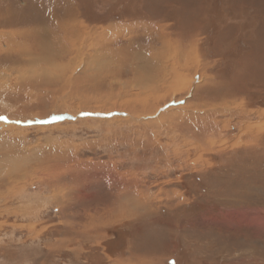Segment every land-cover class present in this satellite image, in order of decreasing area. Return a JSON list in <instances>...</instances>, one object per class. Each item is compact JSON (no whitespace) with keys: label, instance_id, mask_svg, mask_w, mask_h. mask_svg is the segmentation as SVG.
Instances as JSON below:
<instances>
[{"label":"rangeland","instance_id":"1","mask_svg":"<svg viewBox=\"0 0 264 264\" xmlns=\"http://www.w3.org/2000/svg\"><path fill=\"white\" fill-rule=\"evenodd\" d=\"M238 2L0 0V36L34 31L0 57V264H264V0Z\"/></svg>","mask_w":264,"mask_h":264},{"label":"bare ground","instance_id":"2","mask_svg":"<svg viewBox=\"0 0 264 264\" xmlns=\"http://www.w3.org/2000/svg\"><path fill=\"white\" fill-rule=\"evenodd\" d=\"M13 20H14L13 18L7 20L6 23H5V26L12 27V28L19 26L20 27L19 29L22 30V31L21 32H18V33L17 32L15 33V32H13V30H11V31H5L4 33H2V36H0V51H1L0 52V57L3 56L2 53H4L5 57H3V58L5 60H7L8 63L12 62L15 65L17 64L16 66H18V64L20 65L23 60L25 62H28L30 60L29 59H21L20 57H18V59L14 58V57H17V56H14L13 55V53H14L13 52L14 47L15 46L16 47H19L18 48L19 49L18 51L22 52L23 53V56H25L27 54H31V51H30L31 48H30V45H29V39L31 38V35L34 33V31H31V28L27 26V24H29V22H27L26 19L21 24V26H20V24H18V26H17L16 23ZM14 33L16 34V36H19L21 38V41H17L15 39L16 36L14 35ZM37 35H38V37L41 36L42 39L43 38L44 39H46V38L49 39V37L47 36V31L46 30L44 31V29H43L42 32L41 31H38L36 33V36ZM4 43H5V45H3ZM27 45H29V48H28ZM54 46L55 45L49 43V48L50 49H52V48L54 49L55 48ZM42 50L45 51V47ZM42 50H40V52H43ZM23 56H22V58H24ZM105 65L106 64H103V66H105ZM109 67H110V65H108L107 67H103V68H107L108 69ZM98 70H99V67H98ZM100 71H105V70L104 69H100Z\"/></svg>","mask_w":264,"mask_h":264},{"label":"crops","instance_id":"3","mask_svg":"<svg viewBox=\"0 0 264 264\" xmlns=\"http://www.w3.org/2000/svg\"><path fill=\"white\" fill-rule=\"evenodd\" d=\"M238 1H240V0H238ZM237 0H234V2H236L235 3V7H233V9H234V14H235V16L237 15L238 16V13H237V11H238V9H236V8H240V7H244V8H247L248 6L249 7H251V9H252V6H250V5H245V4H242V5H240V3L238 2ZM247 1H250V4H253L254 2H256V0H247ZM209 3H210V1H209ZM209 5V4H208ZM240 5V6H239ZM239 6V7H238ZM149 10V9H148ZM166 10V9H165ZM203 12H206L207 10H208V7H207V5H204L203 4ZM228 11H229V9H228ZM222 13H223V11H222ZM148 15H146V17H147ZM224 17V16H223ZM154 18H159V17H154ZM203 19V21L202 22H200V24H198V27L199 28H204V29H206V22L204 21L205 19H207V17L205 18V16H204V18H202ZM244 22H247V21H249L250 20V18H244ZM251 21V20H250ZM236 22V21H235ZM244 22H243V24H244ZM211 25H208V27H210ZM235 26H237V24H235ZM244 26L247 28V26L244 24ZM262 27V26H261ZM232 28H234V31L236 30V27H228V26H225L224 28H222V31H221V36L219 35L218 36V34H216V36H215V34L213 35V40H215V39H221V37L222 38H225V43H227V42H229V44H231L232 42L234 43V42H238L239 40H240V38H238V36L237 35H240L241 34V31H240V33L238 32V33H236L237 31H233V33H230V34H227V29H232ZM263 31H264V27H263V29H262ZM196 32V29H193L191 32H188L190 35H194L193 33H195ZM251 32L253 33V35L254 34H256L257 33V31H256V25H254V28H253V30H251ZM197 33V32H196ZM210 36H212V35H210ZM231 36H237V37H231ZM216 37H219V38H216ZM227 37V38H226ZM231 37V38H230ZM240 37V36H239ZM234 38H236L235 40H237V41H232V39H234Z\"/></svg>","mask_w":264,"mask_h":264},{"label":"snow or ice","instance_id":"4","mask_svg":"<svg viewBox=\"0 0 264 264\" xmlns=\"http://www.w3.org/2000/svg\"><path fill=\"white\" fill-rule=\"evenodd\" d=\"M0 119L7 120L8 118L0 116Z\"/></svg>","mask_w":264,"mask_h":264}]
</instances>
